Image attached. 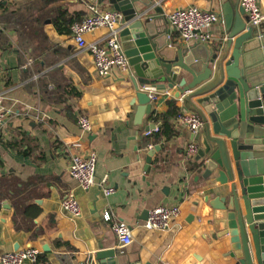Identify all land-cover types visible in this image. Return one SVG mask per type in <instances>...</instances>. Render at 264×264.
<instances>
[{"label": "crops", "instance_id": "0c3cea01", "mask_svg": "<svg viewBox=\"0 0 264 264\" xmlns=\"http://www.w3.org/2000/svg\"><path fill=\"white\" fill-rule=\"evenodd\" d=\"M37 1L0 0L5 8L0 14L30 16L36 11L30 4ZM142 1L122 3L117 9L121 20L143 10ZM226 4L241 6L239 0H152V7L162 11L156 27L172 47L201 42H185L171 33L169 12L187 6L213 11L219 18L210 27L215 40L202 43L209 53L217 50L218 40H225ZM92 5L100 11L114 9L100 0H55L47 7L80 13L82 21ZM75 22L65 31L45 19L27 48L19 45L16 31L0 27V95L8 110L0 127V255L33 247L40 264H233L225 245L212 238V209L205 198L214 203L215 194L209 181L202 177V167L188 168V162L201 160L195 159L197 152L190 159L184 156L189 143L200 147L199 139L177 121L179 112L191 110L173 96L175 88L154 93V99L148 91L151 113L137 121L140 104L128 80L129 68L99 76L90 52L75 41ZM105 33L96 28L84 37L90 43ZM169 100L179 109L170 119L174 132L167 140L156 139L154 133L146 137L150 124L159 127L154 117L167 112ZM81 115L93 124L89 133L77 123ZM148 142L153 149L158 146L149 164ZM72 155L95 156L97 182L88 189L68 173ZM105 176V186L113 189L109 195L98 184ZM69 193L79 203V216L61 210ZM159 205L177 206L179 213L166 230L144 228L147 212ZM105 211L132 228L128 245L113 235L103 220ZM100 250H114L115 256L95 260Z\"/></svg>", "mask_w": 264, "mask_h": 264}, {"label": "water", "instance_id": "95a60500", "mask_svg": "<svg viewBox=\"0 0 264 264\" xmlns=\"http://www.w3.org/2000/svg\"><path fill=\"white\" fill-rule=\"evenodd\" d=\"M103 1L119 11L129 0ZM142 2L144 9L122 18L118 30L140 104L137 121L151 113L148 91L173 88V96L200 116L195 159L215 194L214 203L205 198L212 209V238L225 245L233 264H264V18L251 24L242 6L226 4L225 40L209 53L202 43L169 46L156 27L161 8ZM259 7L264 16V0ZM156 150L147 151V164ZM114 256V250H100L94 258Z\"/></svg>", "mask_w": 264, "mask_h": 264}, {"label": "built area", "instance_id": "2783aa9c", "mask_svg": "<svg viewBox=\"0 0 264 264\" xmlns=\"http://www.w3.org/2000/svg\"><path fill=\"white\" fill-rule=\"evenodd\" d=\"M244 11L249 16L251 24H257L264 18L260 12L258 0H239ZM90 14L81 22H75L72 26L73 35L79 48L86 49L90 52L94 66L101 77H107L114 70L126 71L128 69V61L124 55L118 36V25L121 24V14L119 11L109 9L100 11L96 5L88 7ZM170 25V32L178 34L179 39L185 42H201L210 43L215 40L210 31V27L217 23L218 16L210 10H203L195 6L179 7L173 9L166 15ZM96 28L106 29V33L96 41L86 43L85 34ZM217 41V40H216ZM216 49L220 48L222 40L217 41ZM154 93L150 94L151 99L155 98ZM8 110L2 105V96L0 95V127ZM177 121L184 124L188 130L195 136L202 127L200 116L191 111L179 112ZM80 129L89 133L92 125L90 120L81 117L77 119ZM158 131V127L144 131L146 137L151 136ZM147 149H153L151 142L147 143ZM197 144L191 142L185 149L184 156L190 159L197 152ZM68 173L74 178L78 185L83 189H88L94 185L97 180L95 176V156L72 155L70 157ZM105 177L98 181L103 187V194L109 195L113 189L105 186ZM60 207L64 212L70 213L72 216L80 215V206L72 193L66 195L60 202ZM179 213L177 206H156L148 211L146 220L141 224L143 227L153 230H166L171 220ZM103 220L109 223L110 229L116 239L123 246L131 242L132 228L114 217L109 211L103 213ZM38 251L33 247H26L19 250H11L3 252L0 255V264H24L25 262L33 263L37 257Z\"/></svg>", "mask_w": 264, "mask_h": 264}, {"label": "trees", "instance_id": "16d2710c", "mask_svg": "<svg viewBox=\"0 0 264 264\" xmlns=\"http://www.w3.org/2000/svg\"><path fill=\"white\" fill-rule=\"evenodd\" d=\"M53 1L55 0H39L33 4H30V6H32V10H36L32 12L30 16L28 14L24 17H21L17 11L2 13L0 14V27L3 29L11 28L16 31L19 45L23 48H27L31 44L30 35H40L39 30L42 28L43 22L47 18L52 19V22L58 29L63 26L61 30L65 31L69 30V26H71L74 21L77 22L78 20V22H81L79 21L80 13L69 15L60 7L48 8L47 6ZM30 6H24L23 9L28 10ZM0 9L5 11V8L1 4ZM168 105L169 107L166 113L162 115H155L154 117V119H158L160 122L158 131L154 133L156 139L163 138L167 140L174 132V127L170 119L176 116L179 109L174 104L173 100H169ZM188 165V168L191 170H195L197 167L199 168L198 164L194 165L192 162H188ZM32 264H40L38 262V256Z\"/></svg>", "mask_w": 264, "mask_h": 264}, {"label": "rangeland", "instance_id": "374dc122", "mask_svg": "<svg viewBox=\"0 0 264 264\" xmlns=\"http://www.w3.org/2000/svg\"><path fill=\"white\" fill-rule=\"evenodd\" d=\"M120 25H121V24H120ZM121 26H122V25H121ZM121 26H120V27H121ZM86 43H88V42H86ZM88 52H89V51H88ZM191 112H192V111H191ZM81 117H85V118L89 119L88 117H86V116H82V115L79 116L78 118H81ZM200 129H201V127H200ZM200 129H199V130H200ZM199 130H198V132H199ZM198 132H197V133H198ZM153 208H154V207H153ZM61 210H62V209H61ZM147 216H148V213H147ZM146 218H147V217H146ZM145 220H146V219H145ZM145 220H144V221H145ZM144 228H145V227H144ZM146 229H148V228H146ZM34 249H36V248H34ZM36 250H37V249H36ZM37 251H38V250H37ZM37 254H39V251H38Z\"/></svg>", "mask_w": 264, "mask_h": 264}]
</instances>
